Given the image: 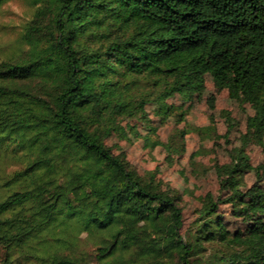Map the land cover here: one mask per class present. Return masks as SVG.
<instances>
[{
    "label": "trees",
    "instance_id": "obj_1",
    "mask_svg": "<svg viewBox=\"0 0 264 264\" xmlns=\"http://www.w3.org/2000/svg\"><path fill=\"white\" fill-rule=\"evenodd\" d=\"M31 2L20 51L0 59V264H264V227L232 230L221 210L264 202V165L245 182L264 129V0ZM208 76L257 106L216 165L232 191L186 224L183 196L107 140Z\"/></svg>",
    "mask_w": 264,
    "mask_h": 264
},
{
    "label": "rangeland",
    "instance_id": "obj_2",
    "mask_svg": "<svg viewBox=\"0 0 264 264\" xmlns=\"http://www.w3.org/2000/svg\"><path fill=\"white\" fill-rule=\"evenodd\" d=\"M34 10L31 0L3 3L0 8V59L20 51L22 29ZM256 106L254 99L242 105L239 98L230 97L226 89L218 88L208 76L202 95L188 100L184 94L177 93L165 106L149 104L150 120H124L107 142L116 153L126 156L141 174L155 175V181L163 188H173L183 196L184 218L188 224L205 202L216 199L222 191H232L229 182L221 186L216 165L229 162L228 151L240 145L247 120ZM180 112L182 118L178 116ZM178 128L185 130V137L172 140ZM172 142L175 147H168ZM247 151L250 167L245 173L246 188L257 179V166L264 165V129L251 139ZM262 171L259 178L264 184V169ZM243 201L248 206L243 215H235L230 205L221 207L230 221V228L247 231L250 227H264V202L251 198Z\"/></svg>",
    "mask_w": 264,
    "mask_h": 264
}]
</instances>
